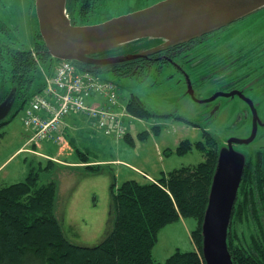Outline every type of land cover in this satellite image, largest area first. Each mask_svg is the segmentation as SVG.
<instances>
[{
  "label": "rangeland",
  "instance_id": "obj_1",
  "mask_svg": "<svg viewBox=\"0 0 264 264\" xmlns=\"http://www.w3.org/2000/svg\"><path fill=\"white\" fill-rule=\"evenodd\" d=\"M159 1L162 0H106L102 8L107 9L108 14L102 15L101 9L88 23L96 24L104 18L128 14ZM263 12L264 8H261L222 28L242 30L248 26L250 35L244 40H251L256 28H261L264 36V28L258 25ZM4 24L11 30V38L16 44L33 48L39 30L36 0H0V26ZM240 36L244 37V33ZM262 42L264 44V40ZM255 49L264 59V49L261 46ZM55 60L42 61L29 91L38 89ZM177 62L188 75H171V68L163 74L153 70L145 78L143 75L120 77L108 71L96 73L100 80L116 84L118 100L124 108L135 95L153 113L139 118L126 112L125 129L133 142L123 136L108 135L86 115L74 112L66 117L67 134L60 131L61 139L26 144L32 135L25 123L24 109H20L8 123L0 126V185L25 180L29 164L34 163L40 172V184L52 180L57 183L56 215L66 236L74 244L94 246L106 236L113 191H117L124 181L157 180L172 170L194 166L204 160L203 152L195 147L184 155L178 154L176 150L183 140L196 142L204 139V131L213 133L219 140L218 169L231 158L233 171L239 177L248 154L264 147V76L242 83L245 85L239 88L238 94L216 96L212 81L200 78L207 75L205 69L191 63L183 64L182 59ZM95 100L103 102L104 96L90 97L87 102ZM124 108L120 110L119 106L117 110L124 111ZM15 109L16 106L13 113ZM156 126L160 129H155ZM118 129L119 126L114 130ZM144 132L148 134L142 139L140 134ZM247 139L253 140L244 143ZM78 150L86 155L81 156ZM86 156L89 163L82 161ZM49 159L53 160L50 165L54 166L44 169ZM88 164H100L101 170L87 171ZM196 227L194 218H181L163 227L153 248V257L164 261L177 249L189 251L195 248L191 232Z\"/></svg>",
  "mask_w": 264,
  "mask_h": 264
},
{
  "label": "trees",
  "instance_id": "obj_2",
  "mask_svg": "<svg viewBox=\"0 0 264 264\" xmlns=\"http://www.w3.org/2000/svg\"><path fill=\"white\" fill-rule=\"evenodd\" d=\"M105 5L106 0H67V13L75 25L93 24L95 22L88 23L89 19L97 17ZM101 13L107 15V9ZM6 26H0V102L16 89V109L7 120L0 122V126L8 123L20 109L25 110L31 98L42 90L43 82L35 92L29 91L30 83L42 61L53 59L40 30L36 31L34 47L26 48L12 40L11 30ZM195 38L100 69L75 63L94 74L108 71L120 77L135 76L140 62ZM162 43L160 38H142L93 56L133 54ZM127 110L139 118L153 115L135 95L127 102ZM147 134L144 132L140 137L144 139ZM203 138L196 142L183 140L176 150L180 155L194 147L203 152L204 160L197 165L172 170L157 180L128 179L119 185L117 191H113L106 236L94 246H80L69 240L56 215V181L40 184L39 169L34 163L29 164L25 180L0 185V264H206L203 225L220 150L219 140L213 133L204 131ZM124 139L133 142L130 133ZM78 153L86 155L79 150ZM52 161L49 159L44 169L53 167ZM82 161L89 163L87 156ZM101 166L86 165L87 171L93 172L101 170ZM181 218L197 221L196 229L191 232L195 248L189 251L177 249L166 260H156L153 248L159 232ZM227 245L234 264H264V147L246 158L231 212Z\"/></svg>",
  "mask_w": 264,
  "mask_h": 264
},
{
  "label": "water",
  "instance_id": "obj_3",
  "mask_svg": "<svg viewBox=\"0 0 264 264\" xmlns=\"http://www.w3.org/2000/svg\"><path fill=\"white\" fill-rule=\"evenodd\" d=\"M261 8H264V0H162L103 22L75 25L67 13V0H36L39 30L52 57L89 64L95 69L147 56L158 49L199 37ZM142 38H160L163 43L133 54L93 56ZM15 91L11 90L0 102V122L12 114ZM245 163L246 160L237 177L231 158L219 169L218 162L203 225L206 264H234L227 233Z\"/></svg>",
  "mask_w": 264,
  "mask_h": 264
},
{
  "label": "built area",
  "instance_id": "obj_4",
  "mask_svg": "<svg viewBox=\"0 0 264 264\" xmlns=\"http://www.w3.org/2000/svg\"><path fill=\"white\" fill-rule=\"evenodd\" d=\"M98 95L104 96L103 102H87ZM119 106L121 110L116 84L100 80L71 61L60 60L46 76L43 90L33 96L25 110V123L32 131L28 143L61 139L64 119L74 112L87 115L92 124L104 128L108 135L124 137L127 134L124 116L128 115L125 108L117 110Z\"/></svg>",
  "mask_w": 264,
  "mask_h": 264
},
{
  "label": "flooded vegetation",
  "instance_id": "obj_5",
  "mask_svg": "<svg viewBox=\"0 0 264 264\" xmlns=\"http://www.w3.org/2000/svg\"><path fill=\"white\" fill-rule=\"evenodd\" d=\"M258 25L264 28V12L260 16ZM242 32L244 37L241 38ZM248 32V26L243 27L242 30L225 27L217 32H210L140 62L136 68L138 70L136 75H143L145 78L153 70H156L157 74H163L167 68L172 69L171 75H188L183 66L177 62L182 59L183 64L191 63L194 67H201L207 71V75L200 78L206 77L212 81L216 96L238 94L241 92L240 87L253 80H259V76H264V59L255 49L257 46L264 49V44H261L264 40L262 29L256 28L253 38L244 40L250 35V32L246 34ZM242 83L245 84L241 85Z\"/></svg>",
  "mask_w": 264,
  "mask_h": 264
},
{
  "label": "crops",
  "instance_id": "obj_6",
  "mask_svg": "<svg viewBox=\"0 0 264 264\" xmlns=\"http://www.w3.org/2000/svg\"><path fill=\"white\" fill-rule=\"evenodd\" d=\"M67 120H68V119L66 118V124H67V125H65V126L63 127L64 132L67 130V126H68V122H67ZM64 134H67V132H65ZM19 151H21V148L18 150V152H19Z\"/></svg>",
  "mask_w": 264,
  "mask_h": 264
}]
</instances>
